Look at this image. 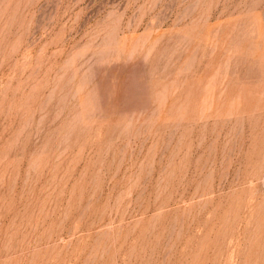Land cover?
Listing matches in <instances>:
<instances>
[{
	"label": "rangeland",
	"instance_id": "1",
	"mask_svg": "<svg viewBox=\"0 0 264 264\" xmlns=\"http://www.w3.org/2000/svg\"><path fill=\"white\" fill-rule=\"evenodd\" d=\"M0 264H264V0H0Z\"/></svg>",
	"mask_w": 264,
	"mask_h": 264
}]
</instances>
